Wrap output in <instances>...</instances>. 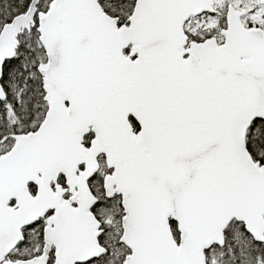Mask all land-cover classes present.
Masks as SVG:
<instances>
[{"label": "snow or ice", "instance_id": "snow-or-ice-1", "mask_svg": "<svg viewBox=\"0 0 264 264\" xmlns=\"http://www.w3.org/2000/svg\"><path fill=\"white\" fill-rule=\"evenodd\" d=\"M0 264H264V0H0Z\"/></svg>", "mask_w": 264, "mask_h": 264}]
</instances>
